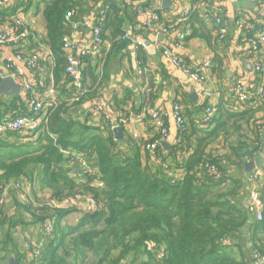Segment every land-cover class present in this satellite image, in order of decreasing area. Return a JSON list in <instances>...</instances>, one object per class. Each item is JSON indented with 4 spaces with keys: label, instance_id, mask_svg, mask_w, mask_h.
Masks as SVG:
<instances>
[{
    "label": "trees",
    "instance_id": "16d2710c",
    "mask_svg": "<svg viewBox=\"0 0 264 264\" xmlns=\"http://www.w3.org/2000/svg\"><path fill=\"white\" fill-rule=\"evenodd\" d=\"M259 2L264 6V0ZM16 3L0 4V32L6 24L17 28L19 9L42 7L45 35L36 36L26 25L28 37L21 46L30 41L34 48L19 54L25 58L40 55L34 69L39 71L45 61L39 48L49 53L53 65L48 78L31 87L41 95L53 90L55 100L30 141L21 142L14 133L0 137V187L25 178L32 187L47 190L50 197L40 199L34 192L29 202L13 196L9 203L5 195L0 204V264L12 255L18 264H245L227 252L243 234L251 252L264 259V213L260 220L253 216L245 203L248 192L243 179L230 175L231 168L242 169L245 159L254 160L264 149V102H259L256 92L249 93L250 100L240 112L230 113L217 105L211 129L188 123L182 141L168 152L162 143L154 153L147 149L160 139L155 127L156 136L150 141L137 143L128 138L124 146L111 126L81 123L73 113L95 97L98 77L91 65L81 68L92 57L75 53L81 69V87H76L66 72L68 55L63 45L75 29V16L97 11V19L104 18L103 40L112 49L125 40L122 29L129 4L117 0ZM69 13L73 15L67 19ZM191 16L199 18L190 12L186 21ZM258 21L264 22L263 14ZM254 28H250L251 37ZM202 30V26L193 27L191 38L203 37ZM215 62L223 74V58L217 55ZM21 106V114L29 113ZM228 106L231 109L234 104ZM66 151L84 154L96 170L83 172L80 180L68 167ZM76 196L93 199L97 208L81 212L78 222L70 225L67 222L78 212L77 204L56 208L51 203ZM260 198L264 204V187ZM48 221L54 222V238L46 241L40 257L21 253L19 246L25 250L28 241L19 243L18 227H43Z\"/></svg>",
    "mask_w": 264,
    "mask_h": 264
},
{
    "label": "crops",
    "instance_id": "0c3cea01",
    "mask_svg": "<svg viewBox=\"0 0 264 264\" xmlns=\"http://www.w3.org/2000/svg\"><path fill=\"white\" fill-rule=\"evenodd\" d=\"M117 1L118 3L129 4L124 11L126 19L122 29L127 38L120 41L112 49L105 40V52L92 57L89 63L81 66L84 70L91 65L93 73L98 77L95 86H99L93 99L84 103L78 108L77 112H74L75 109L73 110L81 123L87 121L89 125L100 128H103L104 125L111 126L115 136L117 135L114 129L119 127L122 129V139L118 136L117 138L122 145L127 146V139L133 140L134 134L145 141H150L156 136V130L149 119V114L159 112L166 117L169 128L166 143L170 148L166 150L162 146L168 152L177 144L178 138L173 118V107L176 103L183 107L190 127H201L200 120L205 106L206 92L215 93V106L221 105L232 113L234 110L230 109L228 105L231 104L233 91L238 85L247 94L258 90L260 85L258 76L254 71V67L253 71H250V69H247V65L248 63L252 64V59L249 56V52L253 47L250 43L251 38L255 39V36L260 33L264 34V22H255L259 14L264 15V6L260 4L259 0H220L214 3V8L218 10L220 17L228 25V36L221 43L218 42L217 29L213 21L206 17L203 11L191 10L195 5V0H170L168 7H163V0ZM248 3H253L254 8H248ZM16 4V0H12L6 6H15ZM41 10V6L38 10V6L32 5L26 12L19 9L16 16L24 19L29 30L38 37L45 35ZM184 10L197 13L199 18L193 19V16H191L190 20L180 21ZM156 11L159 12L161 26L168 27L167 33L160 32L157 27L153 30L148 29L149 13ZM97 15V11H89L75 16V22L77 23L70 40L78 47L76 53L79 55L88 51L92 46V28L97 22ZM238 21H243L246 24L242 27L238 26ZM198 26H202L204 36L200 37L198 35V37L191 38L193 27ZM254 26L255 34L251 37L249 34L250 28ZM256 26H259L258 30ZM6 28L7 24L1 32L6 31ZM138 42L145 43V46H139ZM33 48L30 41L22 46L0 45V72L7 74V77L13 76L18 84L21 80L16 77L15 68L23 69L24 79L30 85L35 86L43 83L48 78L50 68L53 65L52 58L44 47L39 48L44 52L41 53L45 58L39 71L26 69L22 62H18L15 58L19 52H32ZM165 51H171L172 58L178 59L184 66L202 65L209 61L211 67L207 71L205 81L203 83L194 82L181 68L173 64V59L167 57ZM217 55L223 58V74L215 68ZM260 55L264 58V46L260 47ZM11 64L15 68H11ZM80 70L78 66V74ZM89 82L90 78H87V83L89 84ZM49 90L51 89H47L42 96H49L50 100L53 98L51 101L53 102L55 92L54 95H49ZM21 104L25 108H29L27 94L24 90L18 96L0 95L2 119L22 115ZM259 117L256 116L257 119ZM122 118H125V124L121 123ZM212 127L214 125L207 129ZM28 134L25 129V131L18 134L20 136L19 140L25 142L26 139L31 138L32 136ZM67 152L78 159L74 164H71L68 160V167L73 169V173L77 174L80 180H83L84 164L92 171L96 170L94 162L84 154ZM252 161L254 160L245 159V162ZM230 175L234 178L243 179L248 192L245 203L248 205L251 191L254 189V184L251 179L249 180L250 174L245 171L243 165L242 169L231 168ZM23 179L21 182H23ZM263 187L264 177L260 179L259 192ZM34 192L37 195L39 193L38 197L45 195L44 199L50 197L48 191L41 190L39 185L33 187L30 185L28 190L25 187L21 190L10 188L5 192V195L7 202L11 203L13 196L19 199L29 196L30 199H33ZM74 205H71V207ZM76 206L78 212L73 213L67 222L70 225L78 222L81 212L89 210L85 201L78 202ZM262 211L264 213L263 209ZM253 216L256 217V215ZM15 235L20 244L25 240L42 248L46 243L42 226L18 227V232ZM232 244V248L228 249L227 252L233 258H237L239 261L243 260L245 264H256L246 234H243L241 238ZM240 248L243 253L240 252ZM19 250L21 253L26 252L22 249V245L19 246Z\"/></svg>",
    "mask_w": 264,
    "mask_h": 264
},
{
    "label": "built area",
    "instance_id": "2783aa9c",
    "mask_svg": "<svg viewBox=\"0 0 264 264\" xmlns=\"http://www.w3.org/2000/svg\"><path fill=\"white\" fill-rule=\"evenodd\" d=\"M9 1L12 0H1V5H6ZM126 1H132V0H126ZM220 0H197L195 2L194 7L191 9L193 11H203L205 16L211 19L217 29V39L218 42H223L227 36H228V25L226 21H224L218 12L216 8H214V3L218 2ZM190 10V11H191ZM189 10H184L183 17L180 21L184 22L186 21L189 13ZM72 13H69L67 15V19H70L72 17ZM150 20L147 24L148 29H154L155 27L160 29V32L167 33L168 27H162L161 26V18L159 13L151 12L149 13ZM17 18V17H15ZM17 28H15L12 25L7 24L6 31L0 32V45L4 46H21V43L24 42L28 37V31L26 28V25L21 18H17ZM246 23L243 21H238V26H243ZM104 18L101 16L99 19H97V22L95 26L92 28V36H93V43L91 48L83 53L84 55L88 57H96L102 54L103 48L106 47V42L103 40V33H104ZM127 38V35H125L124 39ZM251 45L253 46L251 51L249 52V56L252 59V64L254 67V71L258 76L260 85L258 90L256 91L255 96L258 97L259 102H264V58L260 55V47L264 46V34L260 33L258 36H255L254 38H251L250 40ZM139 46H145V43L138 42ZM63 50L68 55V67L66 72L72 76V79L75 83V86L80 88L81 83L79 79V74L74 72V65H78V61L75 59L74 54L78 51V47L71 42L70 38H66L64 40ZM165 55L169 58H172L171 51H165ZM40 55H36L33 58H25L19 53L16 55V60L18 62H22V64L25 66L26 69L34 71V69L37 67V58H39ZM173 64L183 70V72L194 82L196 83H203L207 76V71L211 67V63L205 62L202 65H194V66H184L181 64V62L176 59L172 58ZM11 68H15L14 65H10ZM10 68V69H11ZM16 77L21 80L20 83H18L22 89L27 94L28 99V111L27 114H22L20 116L10 117V118H4L0 120V137L5 136L7 134H19L23 131L28 132L29 136L33 135L36 131V129L42 124V121L46 115V111L48 107L51 105V100L48 97H43L39 93L33 90L31 85L25 81L24 79V70L23 69H16ZM5 77H7V74H4L0 72V82ZM49 95H54L53 90H49ZM215 100V93L212 92H206L205 93V106L203 108V115L200 120V126L204 129H207L211 127L213 124V120L216 117V106L214 104ZM250 100V95L247 94L245 91H243L242 87L238 85L235 90L233 91V96L231 97V103L234 104L232 106V110L234 112L241 111L243 109V106H246V103ZM253 105V104H252ZM258 105V102L255 101V106ZM151 121L154 125V127L160 131V139L150 145L147 146V149L154 153L157 146H159L160 143H164L167 140V137L169 135V128L167 125L166 117L162 115L159 112H152L150 114ZM173 118L174 123L177 129V142H181L182 138L181 135L185 133L188 127V121L184 114L183 107L176 103L173 107ZM126 120L125 118H122L121 123L125 124ZM134 142L141 143L142 140L137 134L133 135ZM30 141L29 139H26L25 142ZM65 155L67 158H69V162L71 164H74L78 161L77 157H75L73 154L69 152H65ZM83 172L84 173H93L92 169H90L87 165H83ZM264 177V159L262 162V165L260 168H257L252 171L250 174L251 182L254 184V189L251 191L248 208L249 211L256 215L257 219H262V209L264 207V204L260 198V192H259V182L260 179ZM30 187L29 182L27 179H23V182L19 183H9L7 184L4 189L0 187V204H3L5 192L10 188L15 189H24ZM25 202H29L31 199L29 196H25L23 199ZM86 202L88 204L89 210H95L97 208L95 201L91 198H86L82 196H76L71 199L65 200L62 203L52 202L51 205L56 208H69L71 205L77 204L78 202ZM43 235L45 241H49L50 239L54 238V222L48 221L45 223L42 227ZM251 248V244H249ZM25 251L29 253V257L38 258L41 255V248L38 246L33 245L32 243L28 242L24 245ZM256 264H264V259L259 258L256 253L253 254ZM257 259V260H256Z\"/></svg>",
    "mask_w": 264,
    "mask_h": 264
},
{
    "label": "water",
    "instance_id": "95a60500",
    "mask_svg": "<svg viewBox=\"0 0 264 264\" xmlns=\"http://www.w3.org/2000/svg\"><path fill=\"white\" fill-rule=\"evenodd\" d=\"M163 7H168L170 4V0H163ZM253 3H248L247 7L248 8H254ZM259 26H256V29L258 30ZM74 72L77 74L78 73V65H74L73 67ZM247 69H250V71H253V65L251 63H248ZM23 89L22 87L17 84L14 80L13 76L5 77L3 80L0 82V95L1 96H8V97H13V96H18L22 93ZM78 109H75L74 112H77ZM115 134L122 139V129L121 128H115L114 129ZM263 144H264V135H263ZM162 146L168 150L170 147L169 145L165 142L162 144ZM264 159V149L262 153L254 159L252 162H245L244 167L245 171L248 174H251L253 170L260 168L262 165ZM6 264H18V261L14 255L9 257L6 261Z\"/></svg>",
    "mask_w": 264,
    "mask_h": 264
},
{
    "label": "rangeland",
    "instance_id": "374dc122",
    "mask_svg": "<svg viewBox=\"0 0 264 264\" xmlns=\"http://www.w3.org/2000/svg\"><path fill=\"white\" fill-rule=\"evenodd\" d=\"M38 195H39V193H38ZM41 197V196H40ZM39 197V198H40ZM44 197H46L45 195H42V197L40 198V199H44ZM72 217V216H71ZM72 220H73V218H72Z\"/></svg>",
    "mask_w": 264,
    "mask_h": 264
}]
</instances>
